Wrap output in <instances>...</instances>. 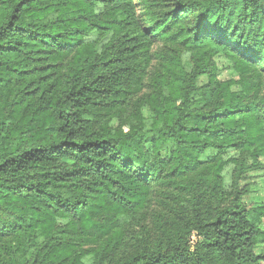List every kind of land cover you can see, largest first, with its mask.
<instances>
[{"label":"trees","instance_id":"1","mask_svg":"<svg viewBox=\"0 0 264 264\" xmlns=\"http://www.w3.org/2000/svg\"><path fill=\"white\" fill-rule=\"evenodd\" d=\"M154 38L192 65L170 52L133 101ZM262 157L264 0H0V264H264L240 184ZM166 180L185 201L126 252Z\"/></svg>","mask_w":264,"mask_h":264},{"label":"rangeland","instance_id":"2","mask_svg":"<svg viewBox=\"0 0 264 264\" xmlns=\"http://www.w3.org/2000/svg\"><path fill=\"white\" fill-rule=\"evenodd\" d=\"M176 46L177 45H170L168 43L162 42L158 38H154L152 50L153 60L145 79L144 89L138 96L134 97L133 101H136L140 96H145L151 92L152 78L158 71L163 69L164 64L166 63L164 58L167 54H170V52L174 53L180 50L181 59L184 65H186L187 68L192 65L189 52L183 50L179 46L177 48ZM214 60L218 68V78L220 81L224 82L233 80L238 82L239 76L233 68V63L226 56L219 54L214 58ZM204 81L205 79L203 78V82ZM242 88V85L238 83L232 87V90L241 91ZM141 112L143 117L148 121L154 117V114L151 112L148 106L142 107ZM118 123L119 122L117 119H113L110 125L112 128H116ZM147 148L150 150V152L152 151L151 144H148ZM206 156V158H212L215 156V153L208 152ZM261 162L264 163V157L261 158ZM227 172L229 173L224 172V174L228 180L230 178V169H228ZM263 183L264 172L249 174L247 179L240 183L241 186L246 184L251 185L250 192L253 200L244 198V203L246 206H256V204H254V200H257L260 197V193L264 189ZM171 188L172 185L167 180L160 181L154 185L151 202L149 204L148 210L146 211L147 216L140 223L130 221L125 217L121 219L120 223L123 231V240L127 244L125 249L126 252H129L132 249L133 244L137 242L138 238H142L154 244L156 242L157 234L159 233L161 224L169 225V220L176 216L178 207L185 201V199L184 197L180 196V193ZM263 223L261 224L262 229H264ZM263 251L264 245H261L256 249V253L258 254L262 253Z\"/></svg>","mask_w":264,"mask_h":264}]
</instances>
